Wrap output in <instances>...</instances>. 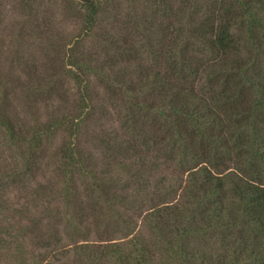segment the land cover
Masks as SVG:
<instances>
[{
  "label": "trees",
  "instance_id": "1",
  "mask_svg": "<svg viewBox=\"0 0 264 264\" xmlns=\"http://www.w3.org/2000/svg\"><path fill=\"white\" fill-rule=\"evenodd\" d=\"M115 1L73 0L82 34L1 82L0 199L22 194L26 223L0 249L18 264H264V0H129L124 33L102 25ZM85 38L103 59L79 55Z\"/></svg>",
  "mask_w": 264,
  "mask_h": 264
},
{
  "label": "rangeland",
  "instance_id": "2",
  "mask_svg": "<svg viewBox=\"0 0 264 264\" xmlns=\"http://www.w3.org/2000/svg\"><path fill=\"white\" fill-rule=\"evenodd\" d=\"M181 1L178 0L176 5L180 6ZM198 1L207 4L213 0ZM72 2L73 0H0V95L2 80L24 78L23 69L33 64L44 68L48 61L55 57V48L51 47L52 43H60L59 40L71 42L72 37L82 34L83 24L81 19L73 14ZM114 3L119 7L112 6L113 3L107 7V11L102 16V25L104 28L119 29L124 33L127 26L131 27L129 19L126 17L129 12V0H116ZM126 35H130V33L128 32ZM88 52L98 53L100 59L105 57L100 46L92 41V38H85L82 41L79 55H85ZM141 53H143L142 50ZM147 57L143 56L147 63H151L152 61ZM131 66L133 69L130 68V72H134L137 66L134 64ZM67 83L70 91L75 93L76 84L70 79H67ZM97 92L103 98V91L98 88ZM13 102L15 106L20 104L17 99ZM109 125L115 126V123L111 122ZM3 141L4 136L0 130V177H5L8 174L11 165ZM46 178L48 179V177ZM46 178L40 181H46ZM22 197L23 195L16 190H10L3 199V203L0 199V239L3 238L10 242L12 235H15V232L19 231V227L26 223L21 214L24 208L22 206L25 205ZM30 208L34 213L35 208ZM28 242L22 241L27 251L31 253L35 251V248ZM1 246L3 249L10 247L4 243ZM0 260L3 261V264H18L16 259H11V255L7 251L1 249Z\"/></svg>",
  "mask_w": 264,
  "mask_h": 264
}]
</instances>
